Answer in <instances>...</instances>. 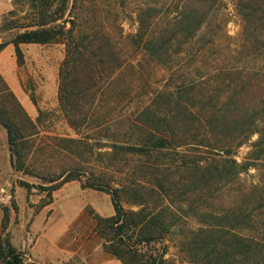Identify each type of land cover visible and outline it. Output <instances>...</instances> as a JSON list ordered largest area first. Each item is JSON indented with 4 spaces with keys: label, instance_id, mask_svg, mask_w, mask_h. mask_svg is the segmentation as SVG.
<instances>
[{
    "label": "trees",
    "instance_id": "16d2710c",
    "mask_svg": "<svg viewBox=\"0 0 264 264\" xmlns=\"http://www.w3.org/2000/svg\"><path fill=\"white\" fill-rule=\"evenodd\" d=\"M138 1L137 31L126 35L127 12L115 9L126 0H26L31 21L10 42L18 63L20 44H62L63 116L70 128L111 142L95 166L83 139L41 140L3 85L10 165H30L32 175L57 182L53 191L78 181L110 195L115 214L94 216L95 229L122 264H264V191L240 184L253 164L235 158L254 134L255 147L264 138V0H236L235 14L211 8L216 0ZM221 14L239 21L236 49ZM185 205L194 219L199 213L196 228ZM10 206L16 210L14 200ZM2 242L1 264H23Z\"/></svg>",
    "mask_w": 264,
    "mask_h": 264
},
{
    "label": "rangeland",
    "instance_id": "374dc122",
    "mask_svg": "<svg viewBox=\"0 0 264 264\" xmlns=\"http://www.w3.org/2000/svg\"><path fill=\"white\" fill-rule=\"evenodd\" d=\"M99 1L104 5L112 3V0ZM127 2H131L127 8H121L122 5L120 6V8H115L120 12L124 10L125 14L127 12V15H124L125 17L123 16L122 23L120 24L124 34L126 35L134 34L137 31V19L133 12L137 9L136 5L139 1L126 0V3ZM235 2L236 0H216L214 6L212 5L211 8H218L219 12L224 14L225 12H231L235 14L233 11L235 8ZM0 8H3V10H0V44H11L10 42L15 38V36L19 33L24 32V26H26L31 21V12L28 9L30 8L29 3H27L26 0H0ZM128 13L131 16L128 15ZM224 14H221L220 16L223 18V22H225L223 26L224 33H226L230 37L232 48L236 49L239 45L241 33L239 21L237 18L225 16ZM19 47L21 49L23 57L22 63H18L16 55H14L17 66V81L15 82V84L11 83V85H9L0 73V89L3 87V85H6L10 89L26 114L36 124L38 132L40 134L39 138L41 140H47L50 138L83 139V141L88 142L92 149L95 150V153L93 152V155L91 157L86 156L87 161L91 162V164L95 163V166L100 165V163H98L101 160L99 159V155H102L105 152L109 151V148H107V146L111 141L103 138V134H99L98 136H96L92 131H89L87 129L74 130L70 128L59 106V68L64 58V46L62 44H20ZM5 63L7 67H10L8 57H6ZM156 71L162 73L163 75L165 74V72H162L160 68H157ZM259 132L264 135V121L259 123L258 133ZM258 140L259 134H254L252 137H250V139L236 151L235 158L240 163L251 162L253 164V166L249 168L247 173L240 176V184L246 186H258L261 187L262 191H264V138H262L261 143L255 147L254 145L257 144L256 142H258ZM257 150L260 151L254 154V152H256ZM256 155H258L257 160L254 159L256 158ZM7 157L10 161L6 131L0 125L1 162L4 161L5 163L7 161ZM96 160L99 161L96 163ZM1 162L0 187H3L4 189L5 187H7L5 190L9 191L12 196H14L13 194L16 187L25 189L28 195L36 194L41 196L40 201L37 203V208H40L51 202L53 188L55 187L57 182L49 183L45 175H32L30 173V165H26L28 169L22 172H15L12 167H10L11 172L6 171L4 173L2 172L4 168H1ZM95 168H97L96 170H98V167ZM43 176H45L46 178H43ZM8 182L9 184H7ZM233 190H236V187H233ZM106 194L107 193L104 192L100 194V196L104 198V200H102L101 202L103 203L105 200H107V205L112 208L111 197L110 195ZM229 194L230 193H228V195ZM12 200L14 199L12 198L11 201ZM124 207L126 209L131 208L127 204H125ZM132 208L133 210H136L135 207ZM187 208V205H185V209L191 220L190 225L196 228L197 225L195 222L200 219L198 218L199 213L196 217L197 219H194ZM196 210H194V212H196ZM243 232L244 234H246L245 230ZM170 241L173 243V238H171ZM165 244L170 247V254L178 255V250L176 247H172V244H170V242H165ZM153 246L157 249L161 248L159 244ZM2 259L3 256L0 255V263L2 262Z\"/></svg>",
    "mask_w": 264,
    "mask_h": 264
},
{
    "label": "crops",
    "instance_id": "0c3cea01",
    "mask_svg": "<svg viewBox=\"0 0 264 264\" xmlns=\"http://www.w3.org/2000/svg\"><path fill=\"white\" fill-rule=\"evenodd\" d=\"M14 55L12 44L0 52V73L9 85L17 81ZM6 57L10 67L5 63ZM1 163L2 172H11L8 157ZM5 189L0 187V245L4 246L2 240H7L23 264H122L104 248L95 229L94 216L110 218L115 214L112 202V208L107 200L104 205L101 202L103 192L84 189L78 181H70L53 191L50 203L37 208L41 196L28 195L25 189L16 187L12 196L16 210H13L11 201L1 202V190ZM4 207L8 208L5 221Z\"/></svg>",
    "mask_w": 264,
    "mask_h": 264
},
{
    "label": "built area",
    "instance_id": "2783aa9c",
    "mask_svg": "<svg viewBox=\"0 0 264 264\" xmlns=\"http://www.w3.org/2000/svg\"><path fill=\"white\" fill-rule=\"evenodd\" d=\"M1 195V202L3 204H8L12 199V195L7 190H1Z\"/></svg>",
    "mask_w": 264,
    "mask_h": 264
}]
</instances>
